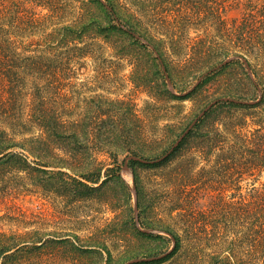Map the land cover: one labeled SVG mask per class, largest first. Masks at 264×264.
Wrapping results in <instances>:
<instances>
[{"label": "rangeland", "instance_id": "374dc122", "mask_svg": "<svg viewBox=\"0 0 264 264\" xmlns=\"http://www.w3.org/2000/svg\"><path fill=\"white\" fill-rule=\"evenodd\" d=\"M259 9L264 0H0V22L11 29L18 62L27 56L54 58L42 52L51 47L44 42L51 28L77 21V28L88 30L77 43L82 56L57 51L62 58L27 77L17 106L28 112L42 98L64 118L100 128L93 143L104 148L90 147L103 169L95 186L105 184L87 198L78 199L75 190L84 179L69 170L13 174L0 182V232L70 238L78 247L96 244L100 251L71 256L63 244L58 251L49 244L30 264H210L214 258L219 264H252L260 254L252 242L249 205L253 189L264 187V172L240 179L232 170L226 176L224 166L234 165L225 161L228 153L205 157L194 147L197 140L160 167L162 161L127 158L159 160L215 100L252 101V67L236 56L246 53L236 45V31L252 29L240 27ZM34 12L47 17L44 24L31 25ZM243 44L252 48V39ZM246 55L251 64L260 62L252 51ZM231 58L236 59L194 89L206 72ZM223 102L210 110L203 127H218L224 140L241 146L263 109L229 110ZM256 263L264 264V255Z\"/></svg>", "mask_w": 264, "mask_h": 264}, {"label": "trees", "instance_id": "16d2710c", "mask_svg": "<svg viewBox=\"0 0 264 264\" xmlns=\"http://www.w3.org/2000/svg\"><path fill=\"white\" fill-rule=\"evenodd\" d=\"M8 9L9 6L4 7L3 12H8ZM111 13H113L114 20L120 22L115 11L113 10ZM45 18L47 17L40 18L34 12L31 25L44 24ZM22 21H24L23 18L21 23ZM80 23L76 21L61 28H51V31L45 35V45L51 47L42 52L44 54L49 53L54 58L27 56L18 62L17 55L14 53L11 29L8 24L4 25L0 22V182L7 181L8 177L13 174L17 176L24 174L27 177L30 173H51L58 170L57 175H66L68 174L66 170H69L84 179L78 182V189L75 190L78 199L89 197L88 192L99 190L105 184L104 182L99 187L95 186L102 179L103 169L90 152L92 145L96 146L98 151H104V148H99L97 144L93 143L97 139L99 131L101 135L100 128L97 129L88 124H81L64 118L59 112L48 108L47 102L42 98L37 100L38 106H34L28 112L22 111L17 106L24 95L27 77L36 73L42 64L49 65L53 62L52 59L62 58L61 54H57V51L59 53L61 49H70L69 54L72 53L77 57L82 56L76 50L83 52L81 48H78V44L83 43L88 30L77 28ZM240 28L252 29L237 30L236 45L238 48L244 49L246 53L252 51V57L260 61L251 64L245 52L242 50L236 52L237 57L246 59L248 65L252 67L255 96L247 104L226 101L223 102L222 107H227L229 110L241 107L252 108V110L263 109L262 112H264V30H262L264 28V9L257 10L256 14L252 13L245 19ZM246 35L249 36L246 37ZM251 39L252 48L244 46L243 43ZM154 51L157 50L154 48ZM229 54L227 52V55ZM46 74L55 75V71L47 69ZM210 112L196 124L171 156L157 166L160 167L171 162L176 152L188 144L192 147L191 140H197L198 142L194 147L205 157L217 150L224 151L222 155L228 153L225 161L232 159L234 165L226 164L224 166L227 169L226 176H229L232 170H235V174L240 179L245 174L253 177L257 173H263L264 116L259 114L258 120H253L256 128L251 135H245L241 146H237L236 143L231 144L224 140L225 138L218 127L213 128L211 126L210 128L209 126V129L203 127L204 120ZM252 117L254 119L256 116L252 114ZM197 132L198 137L193 139L197 136ZM230 155L231 158H229ZM33 162L34 166H32ZM48 168L54 170H48ZM89 173H93L94 176L90 177ZM137 191L140 199L139 186ZM138 206H140L139 201ZM249 206L252 211V242L256 244L254 245L256 246V254H260L257 257H252L255 259L252 264H257L256 259L260 260V256L264 255V187L253 189ZM240 209L243 210L244 208ZM35 234L39 235V231ZM174 237L177 240L175 248L177 249L179 238L176 235ZM49 244L52 245L49 249L54 251L60 250L61 244H63L71 256L77 254V251L100 254V251L97 250L98 245L91 244L88 246L90 248L78 247L70 238L47 240L42 236L32 237L28 232H0V264H30V261L35 256L39 257ZM210 264H219V259L214 258Z\"/></svg>", "mask_w": 264, "mask_h": 264}, {"label": "water", "instance_id": "95a60500", "mask_svg": "<svg viewBox=\"0 0 264 264\" xmlns=\"http://www.w3.org/2000/svg\"><path fill=\"white\" fill-rule=\"evenodd\" d=\"M107 8L112 12L113 11V8L111 6H108L106 5ZM133 36H135L136 38H140V35L136 34V33H133V32H130ZM147 44L149 46H151L148 42ZM236 58H231V59H228L224 62H222L219 66L209 70L208 72H206L200 79L199 81L197 82L196 86L194 87V89L202 82V80L204 79L205 76L207 75H210L211 73L221 69L222 67H224L225 65L229 64L230 62L234 61ZM245 62V64L248 66V69H250V66L248 65V62L246 60H243ZM164 72L166 74V78H167V81L169 83V86L171 89H173V84H172V81L169 77V74L166 70V68L164 67ZM189 93V92H188ZM187 93V94H188ZM185 94V95H187ZM221 101H227V102H233V103H237V104H247L248 102H245V101H241V100H237V99H234V98H222V99H218V100H215L213 101L211 104H209L194 120L193 122L188 126V128L183 132V134L178 138V140L174 143V145L172 146V148L162 157L160 158L159 160H154V161H148V160H145V159H142L140 157H137V156H130L128 157L127 159L128 160H134V161H139V162H142V163H156V162H161L165 159H167L169 156H171V154L180 146V144L184 141V139L188 136V134L194 129V127L196 126V124L215 106L217 105L219 102ZM134 194H135V198L137 200V190L134 189ZM136 221L138 224H140V217H139V214H138V204H136ZM144 232H147V231H144ZM140 261H143V260H136L134 262H140ZM132 262H130L129 264H131Z\"/></svg>", "mask_w": 264, "mask_h": 264}]
</instances>
